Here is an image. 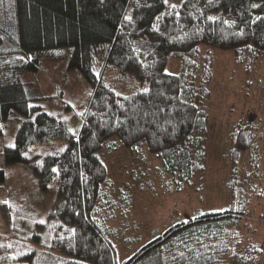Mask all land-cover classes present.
<instances>
[{
	"label": "trees",
	"instance_id": "1",
	"mask_svg": "<svg viewBox=\"0 0 264 264\" xmlns=\"http://www.w3.org/2000/svg\"><path fill=\"white\" fill-rule=\"evenodd\" d=\"M213 46L249 67L263 61L264 0H0V153L7 165L33 166L41 190L57 183L48 247L18 246L13 255L5 243L1 264H264L255 220L264 216L251 217L253 203L264 199V117L251 113L230 130L234 155L247 153L249 166H231L232 203L180 219L117 257L107 214L117 200L104 152L129 150L146 163L154 154L178 188L200 189ZM63 57L89 85L80 104H64L70 116L55 107L57 94L49 109L34 103L24 77ZM171 58L177 72L166 69ZM121 80L131 83L125 93ZM52 140L63 146L33 163L28 151ZM5 171L0 166V182Z\"/></svg>",
	"mask_w": 264,
	"mask_h": 264
},
{
	"label": "rangeland",
	"instance_id": "2",
	"mask_svg": "<svg viewBox=\"0 0 264 264\" xmlns=\"http://www.w3.org/2000/svg\"><path fill=\"white\" fill-rule=\"evenodd\" d=\"M212 48L215 69L209 83L211 98L205 140L206 168L204 184L200 189L196 188V184L178 188L177 181L165 171L160 158L154 154H150L151 159L146 163L138 161L141 157L139 154L125 152L129 150L104 152L117 200L109 206L107 214H111L115 226L113 238L118 260L130 256L180 219L193 217L200 210L227 208L232 203L227 187L232 164L238 160L242 167H249L247 164L245 166L247 153L240 159L234 155L230 130L239 118L250 113L264 117V60L249 67L236 60L232 50ZM166 69L177 72L178 59L171 58ZM24 77L28 83L32 81L29 92L35 96L32 100L34 103L49 109L55 105L50 95L57 94L55 107L66 116L72 115V112H68L64 104L68 101L73 105L74 102L80 104L89 86L78 70L67 68V57L45 60L38 71H29ZM120 84V92L125 93L126 84L131 83L121 80ZM60 88H64V92L59 94ZM138 88L139 84L133 89ZM17 122L18 119L9 121L11 133L15 131ZM62 146L59 140L39 143L28 151V155L33 163H39L40 153ZM261 151L264 163V146ZM136 162L142 167H137ZM0 166L6 170L5 180L0 182V195L3 194L4 198L0 201V246L7 243L13 255L16 251L14 248L18 246L22 247L20 250L47 248L53 235V229L49 227L50 210L57 183L52 182L48 191L41 190L33 166L27 163L7 165L1 153ZM261 167L264 169V165ZM141 170L144 173L141 174ZM252 208L257 209L252 210V218L255 219L259 213L264 216V199L258 200L256 205L254 202ZM255 220L260 222L261 231L264 232V217ZM2 255L0 251V258H3ZM4 260H8L7 257Z\"/></svg>",
	"mask_w": 264,
	"mask_h": 264
}]
</instances>
